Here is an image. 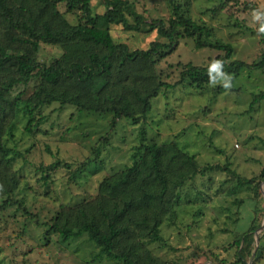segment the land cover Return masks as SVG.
<instances>
[{"label":"rangeland","instance_id":"1","mask_svg":"<svg viewBox=\"0 0 264 264\" xmlns=\"http://www.w3.org/2000/svg\"><path fill=\"white\" fill-rule=\"evenodd\" d=\"M130 1L152 17L167 19L170 15L166 0ZM245 1L229 0L216 13L209 8L219 0H190L189 7L194 18L212 27V39L231 44V59L250 63L264 52L259 33L264 16L255 17V13L264 12V0H248L258 10L243 8ZM90 2L94 11H104L100 0ZM58 6L65 10L64 3ZM64 15L75 22L74 14L64 11ZM235 21L240 25H234ZM110 28L114 41L130 48H147L150 41L162 39L156 31L125 30L121 23H112ZM60 53L59 46L41 42L37 58L49 62ZM223 53L218 48L196 47L192 38L184 36L155 65L162 80L174 83L180 78L182 64L208 65ZM33 84L32 79L23 98L32 92ZM218 84L223 81H210L202 90L184 83L162 89L138 121L54 102L41 109L46 120L30 133L25 129L27 114L20 108L11 131L4 136L9 152L20 153L12 166L22 179L8 204L0 206V264H122L101 252L87 233L61 240L57 233L47 231L46 222L50 224L59 205L94 196L101 179L130 164L135 146L144 140H175L199 163L214 165L212 171L184 182L175 207L176 219L163 222V241L150 244L151 250L184 264H208L212 252L219 257V264H238L237 245L232 241L253 222L260 227L264 219V181L259 198L252 195L249 184L237 186L238 175L252 177L264 167V97L250 106L254 95L264 91V70L243 66L231 83L234 89L219 90ZM96 145L100 152L94 160ZM56 161L53 168H40ZM46 172V178H41ZM4 198L0 197V205ZM259 233L256 253L252 254L253 234L246 263L264 264V226Z\"/></svg>","mask_w":264,"mask_h":264},{"label":"trees","instance_id":"2","mask_svg":"<svg viewBox=\"0 0 264 264\" xmlns=\"http://www.w3.org/2000/svg\"><path fill=\"white\" fill-rule=\"evenodd\" d=\"M90 1L0 0V197H5L1 207L8 204L22 179L12 166L20 153H10L4 142L20 108L27 114L25 129L30 133L46 120L41 109L54 102L71 104L77 110L111 112L114 119L126 116L138 121L146 116L152 98L160 90L177 83L202 90L211 81L210 64L191 62L182 64L178 81L169 83L161 79L156 62L171 53L184 36L192 38L196 47L223 50L217 60L223 62V72L232 77L231 83L243 66L264 70V52L250 63L231 59V44L212 39V27L192 16L190 0H166L170 9L167 19L138 11L130 0H100L105 6L102 12L94 11ZM228 1L219 0L209 9L216 13ZM59 3H64L65 12L74 14L75 22L65 17ZM243 8L258 10L248 0ZM112 23H121L125 30L156 31L162 39L150 41L147 48H130L127 43L114 41ZM234 25L240 24L235 21ZM259 25H264V21L260 20ZM259 33L264 40V33ZM41 42L59 46L61 53L49 62L39 60ZM32 79V92L23 98ZM217 89L225 87L218 84ZM262 97L264 91L255 94L250 106ZM99 152L96 145L94 160ZM132 155L130 164L101 179L94 196L59 205L50 224L46 222L47 231L57 233L61 240L87 233L101 252L122 264H184L157 255L149 245L163 241L160 229L164 221L173 223L176 219L175 207L184 182L212 171L214 165L199 163L193 153L175 140H144L135 146ZM58 162L40 168L50 169ZM47 173L41 178L45 179ZM237 180V186L249 184L252 195L259 198L264 167L258 175H238ZM258 227L253 222L232 241L237 245L238 264H247L245 255L251 254L253 234ZM212 253L208 264H219V257Z\"/></svg>","mask_w":264,"mask_h":264},{"label":"clouds","instance_id":"3","mask_svg":"<svg viewBox=\"0 0 264 264\" xmlns=\"http://www.w3.org/2000/svg\"><path fill=\"white\" fill-rule=\"evenodd\" d=\"M261 16H264V13H259V12L255 13V17L257 19H259ZM259 31L264 33V25H261ZM209 75H210L211 82L213 84L217 83L218 80H222L223 86L225 88H229L231 86L232 77L223 72V62L222 61L214 59L211 62L210 67H209Z\"/></svg>","mask_w":264,"mask_h":264},{"label":"water","instance_id":"4","mask_svg":"<svg viewBox=\"0 0 264 264\" xmlns=\"http://www.w3.org/2000/svg\"><path fill=\"white\" fill-rule=\"evenodd\" d=\"M263 194H264V189H263ZM263 224H264V219H263L262 224L260 225V227L255 231V234H254L255 246H254V250H253L252 254H254V252H255V250H256V248L258 246V237H259L258 236V232L261 230V228H263V226H264ZM247 264H251V262H249Z\"/></svg>","mask_w":264,"mask_h":264},{"label":"crops","instance_id":"5","mask_svg":"<svg viewBox=\"0 0 264 264\" xmlns=\"http://www.w3.org/2000/svg\"><path fill=\"white\" fill-rule=\"evenodd\" d=\"M259 232H260V231H259ZM259 232H258V236L261 235Z\"/></svg>","mask_w":264,"mask_h":264}]
</instances>
